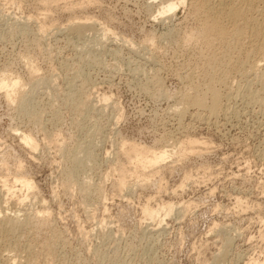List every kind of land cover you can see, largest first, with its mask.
Returning <instances> with one entry per match:
<instances>
[{"label": "rangeland", "instance_id": "374dc122", "mask_svg": "<svg viewBox=\"0 0 264 264\" xmlns=\"http://www.w3.org/2000/svg\"><path fill=\"white\" fill-rule=\"evenodd\" d=\"M40 1L0 0V75L21 80L13 104L0 89V161L11 172L0 170V219L46 221L0 238V264H264V58L227 73L209 62L226 46L185 43L206 20L201 0H182L169 18L158 15L168 0ZM75 21L89 25L77 33ZM208 82L222 110L190 105L181 118L188 90ZM131 145L170 158L141 171L123 153ZM134 171L150 178L140 184ZM16 172L31 191L12 183ZM167 203L177 209L165 218L143 213Z\"/></svg>", "mask_w": 264, "mask_h": 264}, {"label": "bare ground", "instance_id": "6f19581e", "mask_svg": "<svg viewBox=\"0 0 264 264\" xmlns=\"http://www.w3.org/2000/svg\"><path fill=\"white\" fill-rule=\"evenodd\" d=\"M58 1L60 0H42L40 1V3L42 2V5L45 7V9H47L48 7L50 8L51 6H54L55 4L57 5V3H59ZM200 1V0H199ZM198 2V1H197ZM184 1L181 0V2H175V0H168L167 3H163L162 7L158 10V15H162V16H168V18L175 12L176 9H178V7L183 4ZM71 4V3H70ZM81 4V3H80ZM260 4H263L262 6L264 7V0H201L200 1V6H203L201 8V10H205V12L203 11V13H205V22L204 24L201 26L202 28L197 31V32H193L191 31L192 34H188L186 35V39H183V41L185 43H199L200 41H203L206 43V45H208L207 48H210L212 46H214L215 42H218L222 45H224V50H223V54L221 53V57L217 58L216 55L215 57L211 58V60H209V62L211 61L210 65H217V64H224L227 69H240L241 72H243V70H250L248 72H251L252 69L253 71L256 70V67H258V63L257 64H252L253 57H257L258 55L264 58V9L262 8V11L257 12L256 14L259 13V18L256 16H254L255 12L257 11L258 7ZM152 5V4H151ZM196 5V4H195ZM69 6V5H68ZM73 6V5H72ZM77 6V5H76ZM83 6V5H82ZM199 6V7H200ZM258 6V7H257ZM70 7V6H69ZM68 7V8H69ZM198 7V6H197ZM199 7L197 10H199ZM257 7V8H256ZM52 8V7H51ZM65 8V7H64ZM74 8V7H73ZM78 9V8H77ZM83 9V8H82ZM195 9V8H194ZM71 10V9H70ZM260 10V9H259ZM67 11V10H66ZM73 11V10H72ZM49 14V12L47 13ZM47 14L43 15L45 18L47 17ZM198 14V13H197ZM201 13L199 12V15ZM204 15V14H203ZM48 18V17H47ZM51 18V17H50ZM204 19V18H203ZM202 19V20H203ZM45 22V21H44ZM76 22V21H75ZM83 22V21H82ZM85 22V21H84ZM90 22V21H89ZM73 23V21H72ZM77 23V22H76ZM73 24L74 27L72 26V24H70L72 26V29L74 30V32L80 33L81 29H83L85 26L89 25L88 22L85 23H77V24ZM200 24V23H199ZM71 29V30H72ZM72 30V31H73ZM186 34V33H185ZM184 37V36H183ZM250 39L253 46H251V49L249 51H246L245 53H243L244 51L242 50V45L243 42L245 40ZM250 42V43H251ZM187 43V44H188ZM204 44V43H203ZM192 45V44H191ZM216 45V44H215ZM194 46V45H193ZM196 46V45H195ZM190 47V46H189ZM246 47V46H245ZM199 48V47H198ZM222 48V47H221ZM197 49V48H196ZM214 49V48H213ZM217 49V48H216ZM246 49V48H245ZM208 50V51H209ZM215 50V49H214ZM235 51H238L239 54H243L241 57L237 58V60H231V54H233ZM215 53V52H214ZM213 55V54H212ZM223 55V56H222ZM257 55V56H255ZM211 56V55H210ZM258 56V57H259ZM257 57V58H258ZM207 58V57H206ZM260 58V57H259ZM210 59V57H209ZM260 60V59H259ZM263 60V59H262ZM207 61V59H206ZM224 61L226 63H224ZM255 61V60H254ZM257 61V60H256ZM208 63V62H206ZM209 64V63H208ZM260 64V63H259ZM264 66V65H263ZM219 67V66H217ZM255 69V70H254ZM260 68L258 67L257 70H259ZM220 70H221V66H220ZM219 70V71H220ZM223 70V68H222ZM263 70V69H262ZM237 71V70H236ZM224 72V70H223ZM228 72H232L230 70H227ZM218 73V72H217ZM220 73V72H219ZM218 73V74H219ZM222 73V71H221ZM226 73V71H225ZM224 73V74H225ZM246 73V72H245ZM255 73V72H254ZM216 74V73H215ZM218 74H216V78L218 77ZM223 74V73H222ZM220 74V75H222ZM236 74V73H235ZM258 74V73H257ZM262 74V72H260L259 76ZM226 75V74H225ZM224 75V77H225ZM229 74L226 75L225 78L228 79ZM239 75L240 71H239ZM249 75V74H247ZM264 74H262L260 77H264ZM223 76V75H222ZM258 76V77H259ZM256 76H254L255 79ZM257 77V79H258ZM214 78V77H213ZM223 78V77H222ZM245 78V77H244ZM215 79V78H214ZM251 79V78H250ZM256 79V80H257ZM261 80H263L262 78H260ZM222 80V79H221ZM235 80V79H233ZM259 81L261 84L263 81ZM213 81V79L211 80ZM223 81V80H222ZM221 81V82H222ZM225 81V80H224ZM223 81V83H225ZM248 81V80H247ZM20 78L16 77V76H11L8 73L4 72L0 75V89H3L5 91V98L7 100V103L13 104L15 102V97L12 96V94L10 93L11 91H13V89H16L17 86L20 85ZM210 82V81H209ZM208 82V85H209ZM214 82V81H213ZM243 82V80H242ZM255 82V81H254ZM212 83V82H210ZM238 83V82H237ZM232 84V83H231ZM244 84V83H243ZM199 85V84H197ZM207 85V84H206ZM247 85V84H246ZM193 86V85H192ZM195 86V85H194ZM191 87V86H190ZM189 87V88H190ZM207 88H205V91H199L198 87L193 88L194 93L190 94L189 91L192 89L190 88V90L185 91L187 94L184 97L183 101H180V108H179V114L181 115V118L185 116V114L188 113L189 110V106H196L198 108H202L206 109V112L208 113L209 117L211 116H216L218 115V113L222 110V106H220V99H222V97L220 96L221 93L217 92L214 87L213 84L212 86L209 85L206 86ZM244 87V86H243ZM199 88H203V87H199ZM249 88V87H248ZM239 89V88H238ZM244 89V88H243ZM245 90V89H244ZM192 91V90H191ZM192 91V92H193ZM249 91V90H247ZM240 92V91H239ZM244 92V91H243ZM181 93V92H180ZM233 93V91H232ZM242 93V92H241ZM246 93V90H245ZM243 93V94H245ZM249 93V92H247ZM257 93V92H256ZM184 94V93H183ZM194 94V95H193ZM243 94L241 96H243ZM250 94V93H249ZM181 95V94H180ZM185 95V94H184ZM240 95V94H239ZM238 95V96H239ZM251 95V94H250ZM253 95V93H252ZM182 96V95H181ZM227 96V95H226ZM237 96V95H236ZM247 96V95H246ZM256 96V95H255ZM229 97V96H228ZM227 97V98H228ZM235 97V94H234ZM249 97V96H247ZM251 97V96H250ZM249 97V98H250ZM257 97V96H256ZM180 98V99H181ZM254 98V97H253ZM208 99H210L209 103H208ZM242 99V98H241ZM178 101V99H177ZM176 101V102H177ZM244 104V103H243ZM222 105V104H221ZM174 108V107H173ZM193 108V107H192ZM227 108V107H225ZM176 109V108H175ZM201 109V110H202ZM177 110V109H176ZM231 110V109H230ZM229 110V111H230ZM178 111V110H177ZM225 111V110H224ZM176 113V112H174ZM200 113V112H199ZM222 113V112H221ZM220 113V114H221ZM224 113V112H223ZM222 113V114H223ZM246 113V112H245ZM191 114V113H189ZM239 114V113H238ZM244 114V113H243ZM177 115V114H176ZM193 115V114H192ZM197 115V114H196ZM205 115V114H204ZM225 115V114H224ZM230 115V114H229ZM198 116V115H197ZM196 116V117H197ZM226 116V115H225ZM179 117V116H178ZM205 118V117H204ZM179 119V118H178ZM197 119V118H196ZM210 119V118H208ZM239 119V118H238ZM181 120V119H179ZM202 120V119H201ZM208 121V120H207ZM223 121V120H222ZM181 123V122H180ZM226 123V122H225ZM218 126V125H217ZM224 127V126H223ZM188 129V128H187ZM182 131V130H181ZM21 140L23 141V144H25L31 151H35L38 148V144L36 143V141L34 140V138L29 135V134H22L21 136ZM197 142V141H196ZM195 140L191 141L192 143H196ZM180 146V145H179ZM182 146V145H181ZM182 148V147H180ZM124 155H126V157H128V159H132L134 158L136 161L137 165H140L141 167V171L143 169V171H145L148 167H153V166H157V165H161L164 162H166L169 158L170 155L166 150H160V151H156V150H151L149 148L146 147H140V146H135V145H131L129 147H127L126 149L123 150ZM20 162V161H19ZM18 162V163H19ZM21 165V164H20ZM9 166V165H8ZM19 166V165H17ZM3 168H7V163L1 162L0 161V170H2ZM14 168V167H13ZM20 167H17V169ZM10 169V168H9ZM7 170V169H6ZM141 171H134V175L140 173V182L138 183H146L147 180L150 178H148V174H144V172L141 173ZM4 172V171H3ZM10 172L7 170V173ZM22 172V171H20ZM17 172L15 173L16 175L14 176L15 179H13L14 181L12 182L13 184L17 185L19 184V186L21 185V188L26 189L28 192L31 191V189H33V181L31 179H29L27 176L23 175V173ZM136 172V173H135ZM157 172V171H155ZM11 173V172H10ZM146 173V172H145ZM8 175V174H7ZM119 180H118V186L119 188H125L127 187L129 184L128 182L126 183L125 180L126 179V173L124 171H121L119 174ZM133 176V175H132ZM139 177V175H137ZM135 176V177H137ZM151 176V175H149ZM153 176V175H152ZM151 176V177H152ZM186 176V175H185ZM128 177V176H127ZM134 177V176H133ZM132 177V178H133ZM134 177V178H135ZM143 177V178H142ZM188 179L190 178V176H186L185 178ZM148 178V179H147ZM137 179V178H136ZM135 179V180H136ZM142 179V181H141ZM187 179V180H188ZM139 180V179H138ZM160 180V179H159ZM146 181V182H145ZM1 183H3V185L5 187L3 188H7L8 192H10L15 186L10 184V181L8 179H4L1 181ZM136 182V184H138ZM128 184V185H127ZM144 185V184H143ZM132 186V185H131ZM142 186V185H141ZM146 186V184H145ZM184 186V185H183ZM128 188V187H127ZM6 189V192H7ZM21 190V189H20ZM128 190V189H127ZM21 202V201H20ZM17 206V205H16ZM9 207V206H8ZM23 209V208H22ZM177 209V206L174 203H167L163 206H160L159 208H153L150 207L149 205H146L143 207V213L145 215H149L152 218L158 217L160 214L165 218L167 216H169L171 213H173L175 210ZM29 211V210H28ZM23 213V212H22ZM25 213V212H24ZM1 214V213H0ZM30 214V213H29ZM33 214V213H32ZM37 214V213H36ZM15 215V216H14ZM13 216H10L9 214L5 216H1L3 218L0 219V238H2L3 236L5 237L7 234H10L11 232H14L15 230L22 228V227H30L29 225L33 226L34 222L36 221V223L39 221H45V218L41 216H37V215H28L26 214V216L24 215V219H22L20 216L16 215V213ZM21 215V214H20ZM35 220V221H34ZM35 223V224H36ZM39 223H37L38 225ZM36 225V226H37ZM41 224H39L38 226H40ZM36 226L34 228H36ZM33 228V227H32ZM24 229V228H23ZM20 230V229H19ZM24 231V230H23ZM17 233V232H16ZM23 233V232H22ZM14 236V235H13ZM22 236V235H21ZM24 237V236H23ZM13 238V237H12ZM6 239V238H5ZM8 239V237H7ZM20 239V238H19ZM12 240V239H11ZM24 240V239H23ZM28 240V239H26ZM7 241V240H6ZM3 243V242H2ZM5 243V242H4ZM14 243V242H13ZM12 243V245H13ZM35 243V242H34ZM17 244V243H16ZM24 244V243H23ZM28 244V243H27ZM37 244V243H36ZM3 245V244H2ZM18 245V244H17ZM20 245V244H19ZM30 245V244H29ZM5 246V245H4ZM15 246V245H14ZM23 246V245H22ZM32 247V246H30ZM39 247V246H38ZM10 248V247H9ZM5 249V248H4ZM31 249V248H30ZM38 249V248H37ZM36 250V249H35ZM39 251V250H38ZM24 252V251H23ZM30 252V251H29ZM28 252V253H29ZM23 254V253H22ZM38 254V253H37ZM21 255V254H20ZM19 256V255H18ZM35 256V255H34ZM12 258V257H11ZM16 258H14V262H16ZM19 259V258H18ZM21 259V258H20ZM33 259V258H32ZM8 260V258H7ZM35 260V259H34ZM19 261V260H18ZM31 261V260H30ZM24 262V261H23ZM33 262V261H32ZM36 262V260H35ZM34 262V263H35ZM13 263V261H12ZM11 264V263H10ZM16 264V263H14ZM20 264V263H19ZM22 264V263H21ZM38 264V262H37ZM256 264V263H253Z\"/></svg>", "mask_w": 264, "mask_h": 264}]
</instances>
